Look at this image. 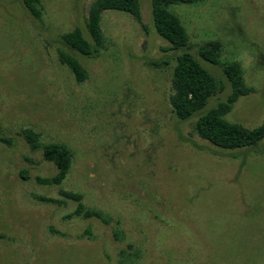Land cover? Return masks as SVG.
<instances>
[{
    "label": "rangeland",
    "instance_id": "obj_1",
    "mask_svg": "<svg viewBox=\"0 0 264 264\" xmlns=\"http://www.w3.org/2000/svg\"><path fill=\"white\" fill-rule=\"evenodd\" d=\"M95 0H0V264H264V138L227 150L180 121L170 96L177 51L141 19L104 10L95 56L68 49L62 34L86 20ZM189 50L222 82L207 108L225 99L223 64H239L250 92L226 119L264 121V0L173 4ZM208 45L218 64L199 53ZM60 51L87 76L77 81ZM37 143L32 147L27 135ZM70 152L60 184L45 144ZM76 192L97 217L74 214ZM51 198L53 201H46Z\"/></svg>",
    "mask_w": 264,
    "mask_h": 264
},
{
    "label": "trees",
    "instance_id": "obj_2",
    "mask_svg": "<svg viewBox=\"0 0 264 264\" xmlns=\"http://www.w3.org/2000/svg\"><path fill=\"white\" fill-rule=\"evenodd\" d=\"M203 1L205 0H151L152 21L156 33L169 43L170 49L177 51L171 80L174 92L170 96L174 114L180 121L195 118L193 132L219 148L253 149L264 138V121L258 126L247 128L225 117L238 97L250 92L242 77L239 64L235 62L223 64L222 73L229 82L230 92L225 99L207 108L209 99L223 89V84L189 50L186 29L178 14L170 9L173 4H193ZM22 2L34 17H40V0H22ZM108 9L126 12L137 20L141 19L139 0H95L89 8L86 20L90 40L84 36L80 28L76 27L62 34L63 45L81 55L95 56L103 45L101 13ZM199 53L206 61L219 63L212 46L199 49ZM59 58L62 63L69 66L77 81L86 78V70L76 57L60 51ZM27 138L32 147L37 146L32 135L28 134ZM43 155L45 159L55 164L57 172L51 178H44L42 181L60 184L70 167V152L63 145L50 143L43 146ZM61 193L77 202L75 215L84 218L97 217L105 223L108 222L100 211L87 208L80 194L63 190ZM45 200L53 201L51 198Z\"/></svg>",
    "mask_w": 264,
    "mask_h": 264
}]
</instances>
